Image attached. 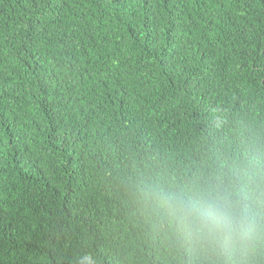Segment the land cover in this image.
<instances>
[{"label":"trees","instance_id":"obj_1","mask_svg":"<svg viewBox=\"0 0 264 264\" xmlns=\"http://www.w3.org/2000/svg\"><path fill=\"white\" fill-rule=\"evenodd\" d=\"M262 168L264 0H0V264H189L150 189Z\"/></svg>","mask_w":264,"mask_h":264},{"label":"clouds","instance_id":"obj_2","mask_svg":"<svg viewBox=\"0 0 264 264\" xmlns=\"http://www.w3.org/2000/svg\"><path fill=\"white\" fill-rule=\"evenodd\" d=\"M156 229L189 264H260L264 258V168L220 170L190 184L150 189ZM99 264L85 253L78 264Z\"/></svg>","mask_w":264,"mask_h":264}]
</instances>
